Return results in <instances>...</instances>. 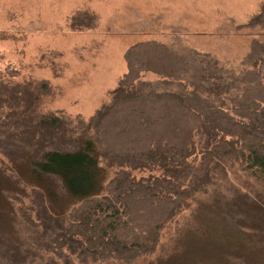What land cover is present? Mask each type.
<instances>
[{"label":"trees","instance_id":"trees-1","mask_svg":"<svg viewBox=\"0 0 264 264\" xmlns=\"http://www.w3.org/2000/svg\"><path fill=\"white\" fill-rule=\"evenodd\" d=\"M70 19L81 29L96 17L79 11ZM238 27L264 32V4ZM123 57L126 71L109 101L86 120L42 112L44 80L0 81L5 264L43 260L42 247L56 256L42 264H129L152 254L163 228L191 203L190 224L175 228V252L148 264L194 261L210 216L246 234L264 231V40H251L238 72L209 53L154 39ZM236 165L247 191L229 192L216 178ZM145 170L159 174H132ZM16 206L18 222L36 235L30 242L18 233Z\"/></svg>","mask_w":264,"mask_h":264},{"label":"rangeland","instance_id":"rangeland-1","mask_svg":"<svg viewBox=\"0 0 264 264\" xmlns=\"http://www.w3.org/2000/svg\"><path fill=\"white\" fill-rule=\"evenodd\" d=\"M263 4L264 0H0V81L44 80L49 90L38 106L42 112L86 120L109 101L110 91L126 71L124 52L140 41L154 39L180 49L186 45L213 55L238 72L251 40H264L262 30L238 26L247 23ZM79 11L95 15L93 27L71 28L70 18ZM142 78L158 79L151 73ZM0 161H4L2 153ZM236 166L218 169L216 178L228 191V187L247 191L246 175ZM117 170L111 169L109 178ZM151 173L159 174L132 171L136 179ZM192 206L163 228L152 254L138 255L129 264L156 263L172 255L175 228L190 224ZM15 212L21 240L30 242L36 235L18 222L17 206ZM205 220L210 221L209 225L203 222L209 230L200 235L190 264H264L262 229L246 234L227 220L215 216ZM37 249L44 259L26 264H42L46 258L56 257L44 247ZM0 264L5 261L0 259Z\"/></svg>","mask_w":264,"mask_h":264}]
</instances>
